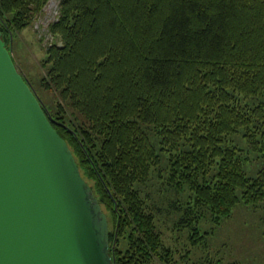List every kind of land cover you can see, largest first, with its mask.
Segmentation results:
<instances>
[{
  "label": "trees",
  "instance_id": "trees-1",
  "mask_svg": "<svg viewBox=\"0 0 264 264\" xmlns=\"http://www.w3.org/2000/svg\"><path fill=\"white\" fill-rule=\"evenodd\" d=\"M45 2L0 0L8 50ZM60 11L51 30L63 41L40 79L54 103L28 83L109 212L112 264L172 259L144 189L154 173L188 189L176 224L194 245L204 210L219 223L264 201V0H62ZM236 134L261 158L255 175Z\"/></svg>",
  "mask_w": 264,
  "mask_h": 264
},
{
  "label": "water",
  "instance_id": "water-1",
  "mask_svg": "<svg viewBox=\"0 0 264 264\" xmlns=\"http://www.w3.org/2000/svg\"><path fill=\"white\" fill-rule=\"evenodd\" d=\"M0 264H112L106 214L1 31Z\"/></svg>",
  "mask_w": 264,
  "mask_h": 264
},
{
  "label": "rangeland",
  "instance_id": "rangeland-1",
  "mask_svg": "<svg viewBox=\"0 0 264 264\" xmlns=\"http://www.w3.org/2000/svg\"><path fill=\"white\" fill-rule=\"evenodd\" d=\"M61 1L46 0L40 9L33 12L27 26L13 30L8 37V47L18 71L30 82L45 107L54 101L53 95L44 91L40 84L44 75L42 62L48 46L52 43L61 45L63 41L59 33L51 30L61 15ZM232 138L242 147L246 173L255 175L261 162L259 154L248 146L241 134ZM159 174L154 173L144 189L150 194V203L155 205L156 226L172 259L164 263L155 256L150 264H264V201L257 207L240 202L219 223L213 222L204 210L206 214L197 227L199 232L207 234L194 245L189 240L188 231L180 230L176 224L180 216L176 206L185 207L189 191H176ZM87 182L93 184L92 180ZM102 207L110 219L109 212ZM109 229H112L110 223Z\"/></svg>",
  "mask_w": 264,
  "mask_h": 264
}]
</instances>
